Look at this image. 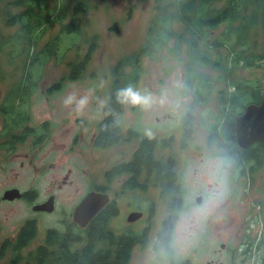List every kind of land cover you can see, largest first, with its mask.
Instances as JSON below:
<instances>
[{"label": "flooded vegetation", "instance_id": "af4514ba", "mask_svg": "<svg viewBox=\"0 0 264 264\" xmlns=\"http://www.w3.org/2000/svg\"><path fill=\"white\" fill-rule=\"evenodd\" d=\"M246 88H249L247 84ZM236 91L235 88L230 95H217L220 112H208L206 119L200 118L196 124L194 110L189 109L171 133L159 137L157 132L149 137L137 128L128 127L123 130L120 143L103 149L96 143L99 125L106 118L103 111L106 104L94 131L92 122L76 117V131L69 138L70 129L63 130L67 134L62 137L69 138V142L62 144L71 153L86 155L89 151L96 162L94 154L104 155L109 166L101 180L93 176L82 185L72 180L68 171L61 180H52L43 190H25L14 185L0 191V264H144L146 249L157 229L169 226L164 210L180 203L184 162L200 154L201 144L208 147L215 144L234 158L237 163L234 178L247 182L252 208L241 224L239 217L233 216H239V212L231 215L228 224L233 230L244 232L245 240L239 239L240 234L237 238L236 233V238L229 239L234 245L222 242V231H225L222 219L211 226L205 241L183 264H224L221 256L225 253L231 254L232 264H246L251 255L264 254V142L249 143L250 137L245 133L248 123L253 124L255 120L263 124L262 117L238 124L248 107L263 103L264 94L258 90L241 97L233 94ZM14 98L9 94L0 96V158L16 169L14 157L23 155L21 169L27 161L29 167L45 176V168L40 169L34 163L41 157L51 161L50 167H55L57 153L49 145L56 140L53 137L57 130L50 120L33 127L28 102L18 98L13 104ZM197 129L202 135L196 133ZM152 138L161 144L152 158V163L161 162L160 170L152 173L144 168H128L134 164L142 142ZM60 145L55 144L56 148ZM122 148L125 150H118ZM249 154L252 157L247 160ZM81 174L85 176L87 172L81 168ZM15 175L19 178L21 173ZM67 187L74 189L63 190ZM14 190L19 192L12 193ZM230 204L231 199L225 207ZM17 205L19 209L14 207ZM98 206L102 207L97 209ZM136 214L140 216L136 218ZM205 253L207 259L201 261ZM258 263L264 264V255Z\"/></svg>", "mask_w": 264, "mask_h": 264}, {"label": "rangeland", "instance_id": "374dc122", "mask_svg": "<svg viewBox=\"0 0 264 264\" xmlns=\"http://www.w3.org/2000/svg\"><path fill=\"white\" fill-rule=\"evenodd\" d=\"M86 2L89 8L87 13L82 16L83 19L80 23L79 33L77 30V35L74 34L72 37H63L64 42L61 45V49L62 52L67 50L65 54L66 59L56 64L54 63L55 61L51 60L49 64L40 71L42 78L39 90L34 93L28 102V110L33 116V127H39L42 122L50 120L54 123L53 128L57 130L53 137L56 140H52L49 145V148L54 149L57 153V159L53 162L55 167H50L49 164L51 161H44L40 157L34 165L40 169L45 168L46 175L44 176L41 171L36 172L32 167H29L27 161L26 167L21 169L19 164L25 161L23 155L14 157L17 162L16 169H14L11 163L8 164L0 158V191L14 185L20 186L25 190H29L30 188L43 190L44 187L52 183V180H61L68 171H70L72 175L71 179L76 182L79 181L82 185L88 178L92 179L93 176H97L99 180H101L106 167L109 166V164L106 165L105 163L104 155L98 156V154H94L97 158L96 162L90 157L89 151L85 152L86 155L78 152L71 153L67 150V145H63L62 143L66 142V144H68L69 138L74 131H76V117L85 118L92 122V130L94 131L95 127H97V122L102 118L101 112L103 105L111 98L114 90L113 86H115L116 82L121 85L119 89L129 85L125 76L128 75L127 78H129L132 74L133 63L137 58L135 55L146 43H148V35L151 31L149 29L152 24L151 22H153L157 16L159 3L157 0H144V2L141 0H86ZM59 3L61 7H65V9L69 8L68 14L70 15L74 1L60 0V2H57V0H49L50 10H54ZM198 3L199 1H196V4ZM2 4L0 0V8L3 6ZM223 5L224 0L214 2L210 6L204 4L207 10H211L213 6L216 9H221ZM252 12L253 9L250 7L245 15L249 16ZM197 16L202 17L203 15L200 14V11H197ZM3 20L2 14L0 13V28L3 33L6 36L17 34L16 29H6ZM70 20L71 16L68 17L66 22ZM174 27L176 33L183 32L184 30V26L181 23L175 24ZM225 28V26H222L208 33L212 41L216 39L223 40L224 37L228 35L231 38L227 48H220L218 50L212 49V60L218 62L222 61V65L227 68V65L228 67L234 66L235 62V60H227V58H229V53L241 54L242 58H246L249 55H254L256 58L264 55V29L261 25L255 26L252 32L245 37L241 43L236 34L232 32L229 33L227 28ZM60 30V24H53L47 34L36 46V52H40L45 44L52 42L53 38L60 34ZM245 39H247V41H245ZM74 43L79 44V46L69 50ZM92 44L95 48L93 49L91 61L85 72L80 79L76 81L71 80L67 63L78 60L76 56L78 47H81L80 52L82 56H85ZM179 45L181 46H176L175 42L172 41L168 50L163 51L157 56L142 59L141 80L137 88L159 91L160 88L167 85L177 76L184 81L186 80L188 62L186 54L187 48L184 43ZM23 49L24 47L19 46L17 51H22ZM256 58H254V60H256ZM18 63V60H16L14 65H10L7 62V57L0 53V67L2 72L0 75V96L11 92L19 81L21 72L18 71L15 75V65ZM119 65H121L119 70L121 74H123L120 80L117 79L114 74V69ZM243 66L245 65H241V67L235 69L227 82L234 83L237 81L240 83L239 85L242 89L240 93L242 96L258 90H262V94H264V56L262 59L254 61L252 65L245 68H243ZM199 72L201 74H208L214 80L221 79L219 78L220 75L222 77L225 76L223 73L214 71L211 68H201ZM62 78H65L63 80V89L52 94V96L48 98V89L53 86V84L60 83ZM238 83H236V86H238ZM246 84L249 88H246ZM234 89V86L230 84L226 85L223 80L220 83H213L210 93L211 97L210 100H207L208 103L206 105L199 104L191 91L189 93L188 107L194 110V124H196L200 118H202V120L206 119L208 112L219 113L220 108L217 95L219 96V92H223L224 90L227 91V95H230ZM236 90V92L239 93L237 88ZM245 90L248 93L245 92ZM69 95L74 96L77 101L87 96L88 102L82 109H77L75 102L72 105H65L64 101ZM17 99L18 97L15 96L14 101ZM74 110H78L79 112H73ZM168 117L170 116L164 114L161 117L149 119L138 109L124 105V113L121 116L122 129L125 130L128 127H134L145 134V129L150 128L152 134L158 132L159 137H161L171 133L177 127V124L167 123V121H170ZM183 117L181 119H183ZM68 129H70L72 133L69 138L66 139V137H62L64 134H67L66 132L63 133V130ZM196 133L202 135L200 129H197ZM57 142L61 144L59 148L55 146ZM118 150L121 151L125 149L122 148ZM31 157H34V155L31 154ZM116 159L117 156H114L113 160ZM81 168L87 172L85 176L81 174ZM16 172L21 173L19 178L16 177ZM246 185L247 182L245 180L241 181L236 178L233 180L234 190L230 198L232 204L225 207L224 211L223 219L225 220V224L222 229L225 231H222V233H224L221 237L222 242H229L232 243L231 245H234V241L232 242L229 239L231 236L233 239L236 238V233L237 238L240 234L239 239L245 240L243 235L244 232H239L236 229L233 230L228 224L231 221V215L233 213L239 212V216H237L238 214H234L233 216L239 217L238 219L241 224V220L245 219L246 215L251 212L252 194L250 195L248 193ZM73 189L74 187L63 188L65 191H72ZM62 202H64V198ZM14 207L19 209L20 205ZM242 250H244V248H242ZM263 255V253H259L256 256L251 255V257H248L249 260L246 264H259L258 260L261 259ZM230 257L231 254L225 253L224 256H221V260L224 264H232ZM206 259L207 256L205 253L201 261H205Z\"/></svg>", "mask_w": 264, "mask_h": 264}, {"label": "trees", "instance_id": "16d2710c", "mask_svg": "<svg viewBox=\"0 0 264 264\" xmlns=\"http://www.w3.org/2000/svg\"><path fill=\"white\" fill-rule=\"evenodd\" d=\"M1 1L3 6L0 8V13L4 19V26L6 29H16L17 34L6 36L0 28V53L7 57V62L10 65H14L16 60H18L19 63L15 65V75L18 71L21 72L19 81L8 94L17 96L22 101L29 102V99L39 90L42 78L40 71L51 60L55 61L54 63L56 64L66 59L65 54L67 50L62 52L61 49V45L64 42L63 37H72V35L79 33L80 23L83 19L82 16L87 13L89 5L86 0H73L74 5L69 15V8L65 9V7H61L60 3L51 11L49 0ZM141 1L144 2V0ZM157 1L159 3L157 8L158 13L154 21L151 22L148 43L135 55L137 58L133 63L132 74L129 78H127L128 75L125 76L128 84L138 87L141 80L142 59L157 56L163 51L168 50L170 43L173 41L176 46L180 47L181 45L179 44L184 43L187 48L188 62L185 81L199 104H206V101L210 100L213 83H220L222 80L226 85L230 84L237 88L239 93L236 92L234 95L240 96L242 89L239 85L236 86L238 82H227L228 79L232 76L235 69L241 67V65H245L243 68L252 65L254 61L262 59L264 55L257 58L254 55L242 58L241 54L229 53L227 60H235L234 66L228 67L227 65V68H225L222 65V61L218 62L211 59L212 49L227 48L231 38L227 34L228 36L224 37L223 40L216 39L212 41L208 33L225 26L229 33L236 34L241 43L252 32L255 26L261 25L264 29V0H224V5L221 9H216L213 6L211 10H207L204 4L210 6L212 3L221 0ZM196 1H199V3L196 4ZM57 2H60V0H57ZM250 7L253 9V12L249 16H246L245 14ZM197 11H200V14L203 16L198 17ZM69 16H71V20L66 22ZM56 23L61 25L60 34L53 38L52 42L45 44L40 52H36V46L47 34L51 26ZM178 23L183 24V32H175L174 26ZM77 30L78 33H76ZM19 46L24 47V49L17 51ZM77 46L79 44L74 43L69 50ZM94 48L95 46L92 44L85 56H82L80 52L81 47H78V51H76L78 60L67 63L71 80L76 81L81 78L91 61ZM120 67L121 65L114 69V74L119 80L123 77V74L119 70ZM201 68H211L214 71L223 73L225 76L222 77L220 75L219 78L221 79L214 80L206 73L201 74L199 72ZM1 73L0 67V75ZM64 79L62 78L60 83L53 84L47 91L48 95L62 90ZM120 86L116 82L115 86H113L112 96L103 108L106 118L99 125L96 143L98 148H109L123 140L124 132L121 115L124 113V105L119 104L116 99V91ZM245 92L247 91L245 90ZM219 93L220 95H224L227 94V91L224 90ZM16 102L17 100L13 104ZM131 135H134L133 132ZM157 138L142 142L140 152L135 158L134 164L128 168L136 170L144 168L152 173L160 170L161 162L152 163V158H154L153 153L161 145ZM251 157L249 154L247 160H250ZM244 159L246 158L244 157ZM162 161V166L165 170L164 160ZM168 174L171 176L170 173Z\"/></svg>", "mask_w": 264, "mask_h": 264}, {"label": "clouds", "instance_id": "9594fccd", "mask_svg": "<svg viewBox=\"0 0 264 264\" xmlns=\"http://www.w3.org/2000/svg\"><path fill=\"white\" fill-rule=\"evenodd\" d=\"M190 92L187 82L177 76L159 91L127 85L116 91V99L121 105L138 109L149 119L167 114L172 118L167 123L176 124L189 110ZM74 102L77 109H82L88 97L77 101L69 95L64 101L65 105ZM145 134L151 137V129L146 128ZM200 148L198 156L184 162L180 203L164 210L169 226L157 229L146 249L144 264H183L205 241L211 226L224 218L225 204L233 195L236 162L215 144L211 147L201 144ZM189 150H193V145L190 144Z\"/></svg>", "mask_w": 264, "mask_h": 264}, {"label": "water", "instance_id": "95a60500", "mask_svg": "<svg viewBox=\"0 0 264 264\" xmlns=\"http://www.w3.org/2000/svg\"><path fill=\"white\" fill-rule=\"evenodd\" d=\"M258 117H262V123L261 125L259 124H256V128H259L260 129V134L257 135L256 132H251V128H252V123H248L246 125V128H245V133L247 136L250 137V141L249 143H252L253 141H260V142H264V122H263V118H264V101L263 103L259 106V107H256V106H250L247 108L246 110V113L244 115L241 116V118L239 119L238 121V124L239 122H247V121H251V120H254ZM12 193L13 192H19L18 190H14V191H11ZM14 199V198H13ZM100 207L102 206H98L97 209H99ZM138 215V216H137ZM140 214H136L135 217H139Z\"/></svg>", "mask_w": 264, "mask_h": 264}, {"label": "bare ground", "instance_id": "6f19581e", "mask_svg": "<svg viewBox=\"0 0 264 264\" xmlns=\"http://www.w3.org/2000/svg\"><path fill=\"white\" fill-rule=\"evenodd\" d=\"M256 124L261 125L260 122H256V123H255V120H254V123H253L252 128H251V132H256L257 135H258V134H260V129L255 127Z\"/></svg>", "mask_w": 264, "mask_h": 264}]
</instances>
